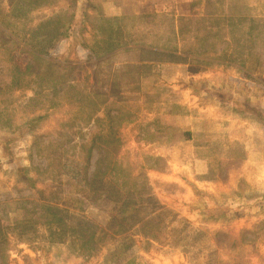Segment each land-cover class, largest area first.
Returning a JSON list of instances; mask_svg holds the SVG:
<instances>
[{
	"label": "rangeland",
	"instance_id": "rangeland-1",
	"mask_svg": "<svg viewBox=\"0 0 264 264\" xmlns=\"http://www.w3.org/2000/svg\"><path fill=\"white\" fill-rule=\"evenodd\" d=\"M1 7L0 264H264V0ZM176 44L195 52L173 59ZM104 149L174 215L154 238L104 236L93 250L78 238L76 215L109 220L79 180L102 170ZM55 198L68 218L49 231L37 203ZM178 218L187 238L199 230L191 249Z\"/></svg>",
	"mask_w": 264,
	"mask_h": 264
},
{
	"label": "trees",
	"instance_id": "trees-1",
	"mask_svg": "<svg viewBox=\"0 0 264 264\" xmlns=\"http://www.w3.org/2000/svg\"><path fill=\"white\" fill-rule=\"evenodd\" d=\"M0 0V9L1 7ZM190 21L186 16L180 15L176 20L179 22L172 34L175 41L184 40L183 32H182V22ZM0 21V25L2 27H6ZM113 48L115 46H112ZM175 52V53H174ZM195 51L190 46L182 45L181 47L176 44L171 49H169V55L172 58L181 59L186 61L187 57H183V54L191 55ZM176 53H179L178 55ZM142 71H140L141 73ZM111 133V132H110ZM115 134V133H114ZM107 152L104 149L102 154V170H96L93 172L91 176L79 178V180H84V188L86 190L85 197L88 201L96 202L102 201L104 204H108L109 207L107 209V218H109L105 229L94 226V223L91 220H87L82 218V216L76 215L74 217V222L79 229L77 232L78 238L81 240V243L88 244L90 250L95 248L94 243H100L104 240V236H107L106 239H111L114 235H123L124 237H130L135 234H140L148 238H154V224L158 227H168L165 223V219L168 216V219L174 217L173 214L167 213V209L164 208L163 205H158L156 199L151 195L148 191L147 185V177L142 173H135L133 175L128 173L125 176L120 175L125 170L121 169V165H117V160L110 159L107 156ZM109 157V158H108ZM154 160H159V157H153ZM101 161V158L100 160ZM100 163V162H99ZM155 163V162H154ZM146 167L152 168L153 165H149L146 162ZM155 165V164H154ZM109 171L107 172V169ZM120 168V169H119ZM153 169V168H152ZM127 175V176H126ZM50 202L43 203L38 202L37 205L40 206L41 209L46 210V217L49 216L47 220H44L43 223L49 231L55 230L58 228L63 218H68V215L64 213L65 211L61 208H58V201L55 199H50ZM59 203H61L59 201ZM31 214V211L28 213L26 211V215ZM44 215V214H43ZM73 217V216H72ZM69 217V218H72ZM1 219H4V216H0ZM157 218V219H156ZM158 220L156 223L155 220ZM72 220V219H71ZM29 217L27 219L22 220L21 222L16 221V226H21L26 228L30 223ZM174 224L173 230L180 237V241H182V245L186 249H191L193 246L199 241V230L193 229L192 234L187 238L185 234L187 230L190 228L185 220L182 218H178ZM19 223V224H17ZM17 224V225H16ZM31 224V223H30ZM33 226V224H31ZM75 226V225H74ZM5 222L0 220V258L3 259V250L7 243V237L5 233ZM85 228V229H83ZM102 233V234H101ZM101 234V235H100ZM100 235V236H99ZM124 242V243H128ZM128 245L121 244V248H128Z\"/></svg>",
	"mask_w": 264,
	"mask_h": 264
},
{
	"label": "crops",
	"instance_id": "crops-1",
	"mask_svg": "<svg viewBox=\"0 0 264 264\" xmlns=\"http://www.w3.org/2000/svg\"><path fill=\"white\" fill-rule=\"evenodd\" d=\"M106 12V11H105ZM103 17H104V14L102 13ZM118 15V14H117Z\"/></svg>",
	"mask_w": 264,
	"mask_h": 264
}]
</instances>
